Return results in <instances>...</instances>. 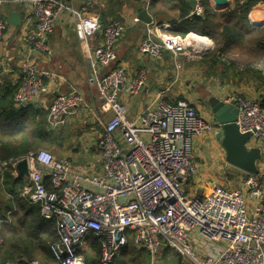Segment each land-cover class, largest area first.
Segmentation results:
<instances>
[{
  "label": "built area",
  "instance_id": "built-area-1",
  "mask_svg": "<svg viewBox=\"0 0 264 264\" xmlns=\"http://www.w3.org/2000/svg\"><path fill=\"white\" fill-rule=\"evenodd\" d=\"M141 1L148 6L149 0ZM192 1V15L201 16V0ZM16 3L29 6L28 20L19 34L23 62L21 82L14 93L17 106H28L48 92L34 58L51 54L48 38L61 13L72 20L81 43L101 32L100 44L85 52L90 67L87 83L95 88L99 101L95 118L100 128L98 166L76 173L70 161L45 150L0 161V179L7 172L22 177L17 185L20 195L39 206L45 223H54L57 241L49 248L53 264H86L81 248L85 245L91 250V238L99 241V264H116L129 244L145 251L151 260L167 248L190 264H264L262 173H242L241 190L214 185L203 196L184 192L185 185L199 181L194 141L216 127L195 107L183 101L168 103L161 93L137 117L128 118L120 96L136 97L147 72L141 70L133 78L117 64L123 22L111 19L102 27L98 16L89 14L86 7L75 8L61 0H0V7ZM7 26L0 15V40ZM152 35L146 34L138 53L153 60L162 59L164 53L177 57L191 47L188 35H163L160 42L153 41ZM3 70L0 59V76ZM224 103L235 105L239 131L261 143L264 157L260 101L236 95ZM88 108L79 92L60 94L48 108L47 125L58 128ZM109 112L112 117L104 122L102 116ZM22 161L26 176L17 170ZM2 243L0 236V247ZM24 261L42 264L37 259Z\"/></svg>",
  "mask_w": 264,
  "mask_h": 264
},
{
  "label": "crops",
  "instance_id": "crops-1",
  "mask_svg": "<svg viewBox=\"0 0 264 264\" xmlns=\"http://www.w3.org/2000/svg\"><path fill=\"white\" fill-rule=\"evenodd\" d=\"M66 1L75 8H81L87 0ZM90 1L95 9L88 11L89 14L100 18V10L108 9L107 1ZM190 1L192 0H149L148 6H145L141 0H120L121 5L116 9V13L123 22L125 31L116 46L117 64L124 66L133 78L141 70L147 72L145 84L140 93L134 98H128L122 94L120 101L126 107L127 116L130 119L137 117L154 100L157 93H161L163 100L168 103L183 101L195 107L205 121L216 127L213 132L206 133L194 141L193 151L199 166L198 182H201L197 185V189H201L205 194L212 186L221 185L220 181H222L224 185L233 183L237 186L235 190H241L242 172L232 168L225 161V152L216 139L217 134L221 132V127L218 128V123L207 101L210 97H215L225 102L231 96L243 95L262 102L264 99V58L257 60L248 56L247 53L255 55L259 52L264 53V51L257 50L250 43L231 45L223 54L225 60H222L219 54L214 55L216 46L212 39L196 35L190 30L185 36H189L191 47L177 57L164 53L162 59L153 60L138 53L139 44L148 32L153 34V41L160 42L163 35L177 34L179 36L186 31L188 26L186 22L193 17L194 8H191ZM226 1L228 2L226 9L217 8L210 0L209 5L216 13H226L227 10L236 7L234 18L231 20L233 24L240 25L242 23L238 19V8L241 4L246 5L250 2L246 15L248 25L254 30L264 28V0ZM28 10L29 6L22 3L6 4L0 7V15L4 20L8 21L13 12L22 18L20 26L7 22V30L0 40V59L4 63V70L0 76V122H10L4 118L7 115L14 120L20 118L25 122L27 126L25 132H27L32 123H47L48 108L56 96L72 91L79 92L89 108L78 112L54 131L60 133L66 127L75 126L73 124L82 126V129L77 130L79 136L76 141L71 140V148H64V153L58 159L70 161L76 173H85L86 167L98 166L97 161L100 158L96 148L100 128L97 131L98 125L95 119L100 111L99 101L95 88L87 83L90 67L85 52L87 48L100 44L101 32L89 38L86 43H81L76 38L72 20L67 14L61 13L48 38L51 54L34 58L39 70L44 73L48 92L28 106H17L13 101V93L6 89L17 88L21 82L23 48L19 42V34L28 20ZM141 11H145L151 18L150 23L139 20L138 16ZM2 97L5 98L3 101ZM111 117L112 114L109 112L104 114L102 119L105 122ZM249 147H257L260 152L262 151L261 143L255 139L251 140ZM63 155L65 158H61ZM0 161L3 160L0 158ZM257 166L263 175L264 186L263 156L257 162ZM7 174L14 181L15 177L12 173L7 172ZM232 176L233 180H231ZM229 178L231 182L227 183ZM1 182L0 179V184ZM1 188L3 190V187ZM8 199L9 195L4 190L2 193L0 189V207H3L1 211L7 210L8 207L15 211L14 204L6 205ZM10 214L11 212L8 213ZM7 264H18V262Z\"/></svg>",
  "mask_w": 264,
  "mask_h": 264
},
{
  "label": "trees",
  "instance_id": "trees-1",
  "mask_svg": "<svg viewBox=\"0 0 264 264\" xmlns=\"http://www.w3.org/2000/svg\"><path fill=\"white\" fill-rule=\"evenodd\" d=\"M61 1L68 3L66 0ZM106 1L108 9L100 10V18L98 16L102 27L111 19H119L116 9L121 5L120 0ZM201 4L203 14L190 18L186 22V25H188L187 30L179 36L185 37L190 30L196 35L206 36L212 39L216 46L214 55L219 54V56H222L231 45H243L244 43H250L257 50L264 51V28L254 30L248 25L246 15L250 2L246 5L241 4L238 8V19L242 23L240 25L238 23L233 24L231 20L234 18L236 7L227 10L226 13H216L209 5V0H201ZM84 7L89 12L95 9V6L92 7L89 0L85 2ZM174 36H177V34ZM6 90L13 93L14 101L16 87L7 88ZM1 99L3 101L5 98L2 97ZM260 103L264 109V99ZM9 116L7 115L4 118L10 122H0V158L3 161L18 158L28 152H35L34 149L42 144V139L49 132L46 130V123L43 122L32 123L29 131L25 132L27 129L25 122L21 121L20 118L14 120ZM10 180L8 174L5 173L0 184L2 193L4 190L9 195L6 205L14 204L15 206V211L11 207H8L5 211L0 210V236L3 239L0 247V264L15 261L18 264H26L24 259L30 260L37 257L45 260L43 264H53L49 248L57 241L54 223H45L40 216L39 206L31 205L20 195L17 185L21 183L22 177L14 178V181ZM1 187H3V190ZM9 212H11L10 215H8ZM89 241L95 256L99 258L98 239L91 238ZM130 248L134 250L132 255H130ZM149 262L150 256L143 250L134 249L131 244L124 249L121 256L116 260V264H150Z\"/></svg>",
  "mask_w": 264,
  "mask_h": 264
},
{
  "label": "water",
  "instance_id": "water-1",
  "mask_svg": "<svg viewBox=\"0 0 264 264\" xmlns=\"http://www.w3.org/2000/svg\"><path fill=\"white\" fill-rule=\"evenodd\" d=\"M213 2L217 8H228L226 0H213ZM194 5L195 2L190 1L191 8H194ZM138 18L144 23L151 22V18L145 11H141ZM7 22L14 26H20L22 18L13 12ZM207 103L213 112L216 123L221 127V132L217 134L216 139L225 152L226 163L242 173L257 174L259 172L257 162L261 160L262 155L259 148L249 147L251 134L239 131L236 124L238 110L235 105L225 104L222 100L215 97H210ZM17 170L20 175L26 176V162H20Z\"/></svg>",
  "mask_w": 264,
  "mask_h": 264
},
{
  "label": "rangeland",
  "instance_id": "rangeland-1",
  "mask_svg": "<svg viewBox=\"0 0 264 264\" xmlns=\"http://www.w3.org/2000/svg\"><path fill=\"white\" fill-rule=\"evenodd\" d=\"M251 41V40H249ZM248 56H252L254 59H263L264 58V53L259 52L258 54L252 55L247 53ZM260 54V55H259ZM75 126L73 127H66L64 128L60 133H57L54 131V129L50 128L47 123H46V130L49 131L47 136L42 139V144L39 145L38 148L34 149L35 151L38 150H45L52 155H54L56 158H58L62 153H64V148H71V140L76 141L78 135L77 130L82 129V126H79L77 124H73ZM90 128V127H89ZM71 129V130H69ZM97 131H99V127H97ZM43 134V132H42ZM63 149V150H62ZM81 150V149H80ZM61 158H65L64 155ZM231 180H233V176L231 177ZM230 178L227 181V183L231 182ZM201 183V182H200ZM198 181H194L193 183L190 182L187 185L184 186V192L186 194H194L197 196H203L204 192L201 189H197V185L200 184ZM221 185H219L222 188L226 189H233L237 188L235 184H223L222 181H220ZM223 184V185H222ZM205 185V184H204ZM218 186V185H217ZM212 188V187H211ZM211 190V189H209ZM209 190L206 191V193L209 192ZM0 209H3V207H0ZM134 248V247H133ZM135 249V248H134ZM85 259H86V264H99V258L95 256L93 250L91 251L90 249H87L86 246L84 245L81 248ZM134 250L130 248V255H132ZM38 261H40L42 264L45 262L44 259L37 257L36 258ZM150 264H190L187 259L184 257H180L177 253L173 251H169L167 248H162L160 250V254L156 256L154 259H150Z\"/></svg>",
  "mask_w": 264,
  "mask_h": 264
}]
</instances>
